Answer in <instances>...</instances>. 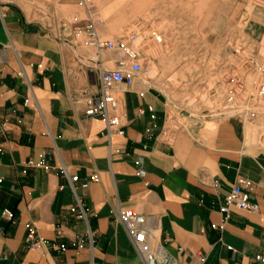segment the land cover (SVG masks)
<instances>
[{
    "label": "crops",
    "instance_id": "1",
    "mask_svg": "<svg viewBox=\"0 0 264 264\" xmlns=\"http://www.w3.org/2000/svg\"><path fill=\"white\" fill-rule=\"evenodd\" d=\"M86 12L81 0H0V49L12 44L0 65V122L9 128L0 136V264H145L118 208L150 217L159 258L264 264L257 259L264 256V148L248 143L239 118L221 117L213 131L189 127L166 137L170 99L146 73L114 89L125 133L109 137L105 122L74 102L78 92L100 86L95 48L77 33ZM113 57L104 54L103 67L115 68ZM239 177L250 182L260 210L234 207L225 222L220 203ZM76 193L91 236L70 212ZM4 209L12 210V221ZM28 226L42 240L38 248L25 241Z\"/></svg>",
    "mask_w": 264,
    "mask_h": 264
},
{
    "label": "rangeland",
    "instance_id": "2",
    "mask_svg": "<svg viewBox=\"0 0 264 264\" xmlns=\"http://www.w3.org/2000/svg\"><path fill=\"white\" fill-rule=\"evenodd\" d=\"M92 10L113 40L139 35L146 77L170 99L166 137L239 118L248 143L264 148V99H254L264 82V0H94ZM152 30L162 43L143 39Z\"/></svg>",
    "mask_w": 264,
    "mask_h": 264
},
{
    "label": "built area",
    "instance_id": "3",
    "mask_svg": "<svg viewBox=\"0 0 264 264\" xmlns=\"http://www.w3.org/2000/svg\"><path fill=\"white\" fill-rule=\"evenodd\" d=\"M87 11V20L84 26L77 29L78 34H83L87 37V42L95 48L96 59L99 60L100 72V86L97 93L89 92L87 90L80 91L74 95V102L76 104H83L85 106V114L89 117H99L107 126V133L109 137L113 134L124 135V126L122 124L123 114L121 111V101L115 94L114 89L117 86L133 84L142 74L146 73V68L141 59V53L134 48V43L139 40V35L131 34L127 40H112L105 39L100 34V26L102 21L97 16L92 7L94 0H81ZM151 38L158 43H162V36L157 31H151L143 39ZM10 43L0 49V65L5 60L7 47H11ZM104 54H114L112 61L115 68H105L101 62V57ZM26 82L30 85L29 79L22 70L20 73ZM143 96V93L141 94ZM255 101L259 102L264 99V82H262L257 92L254 95ZM30 99L26 100L28 105ZM9 128L5 123L0 122V136H6ZM244 153V151H243ZM52 152L46 153V158L51 159ZM28 166H35L33 161L27 163ZM37 165L44 166L46 169L51 167L44 162ZM60 171L63 175H67L66 166L61 163ZM141 176L145 175L143 169L139 170ZM72 188L75 189V184L79 181L78 176L69 177ZM93 180L97 176L92 177ZM2 179L0 178V182ZM213 185L217 186L218 181L214 180ZM89 182H84L82 187L87 188ZM250 182L243 177L237 178L231 192L221 201L220 211L225 216V222L230 218L232 208H239L252 213H257L260 210L258 203L252 202L250 199ZM76 192V191H75ZM70 212L78 219L83 220L88 225V232L91 236L89 227V219L87 210L76 193V204L70 207ZM3 217L12 221L14 213L10 209H4ZM117 215L123 224L131 242L142 257L145 264H177L170 258H159L157 249L156 236L150 223V217L136 211L133 208H118ZM30 248H38L42 244V240L38 237L36 229L33 226H28V233L25 239ZM79 247H82L81 245ZM6 259V257H4ZM257 259L264 262V256H258Z\"/></svg>",
    "mask_w": 264,
    "mask_h": 264
}]
</instances>
